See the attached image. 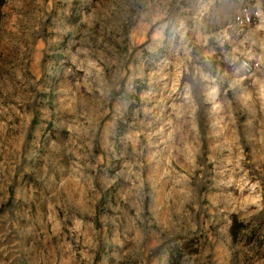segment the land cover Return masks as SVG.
<instances>
[{
    "label": "rangeland",
    "instance_id": "rangeland-1",
    "mask_svg": "<svg viewBox=\"0 0 264 264\" xmlns=\"http://www.w3.org/2000/svg\"><path fill=\"white\" fill-rule=\"evenodd\" d=\"M0 264H264V0H0Z\"/></svg>",
    "mask_w": 264,
    "mask_h": 264
}]
</instances>
